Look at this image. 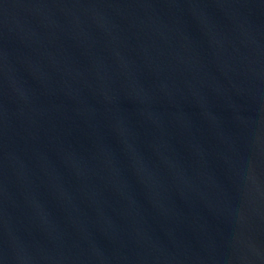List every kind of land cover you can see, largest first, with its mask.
Instances as JSON below:
<instances>
[{
	"label": "water",
	"instance_id": "water-1",
	"mask_svg": "<svg viewBox=\"0 0 264 264\" xmlns=\"http://www.w3.org/2000/svg\"><path fill=\"white\" fill-rule=\"evenodd\" d=\"M0 264H264V0H0Z\"/></svg>",
	"mask_w": 264,
	"mask_h": 264
}]
</instances>
